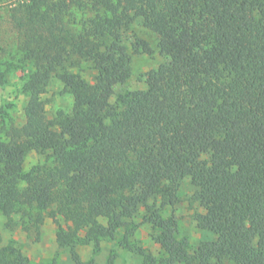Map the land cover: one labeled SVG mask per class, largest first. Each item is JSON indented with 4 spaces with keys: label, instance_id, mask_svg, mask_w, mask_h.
I'll list each match as a JSON object with an SVG mask.
<instances>
[{
    "label": "trees",
    "instance_id": "trees-1",
    "mask_svg": "<svg viewBox=\"0 0 264 264\" xmlns=\"http://www.w3.org/2000/svg\"><path fill=\"white\" fill-rule=\"evenodd\" d=\"M9 19L27 67L23 122L0 109L4 216L26 211L36 230L50 219L72 264H91L80 246L111 239L148 264H264V0H20ZM137 20L165 61L111 102ZM130 46L152 52L140 37ZM55 81L82 103L48 117ZM33 151L50 163L26 171ZM185 178L211 235L192 250L162 213ZM143 225L158 255L139 244ZM0 264L28 259L1 248Z\"/></svg>",
    "mask_w": 264,
    "mask_h": 264
},
{
    "label": "rangeland",
    "instance_id": "rangeland-1",
    "mask_svg": "<svg viewBox=\"0 0 264 264\" xmlns=\"http://www.w3.org/2000/svg\"><path fill=\"white\" fill-rule=\"evenodd\" d=\"M20 0H0V109H3L15 124L23 122V106L26 96L21 92V85L26 73V64L22 61V53L17 48L15 31L11 28L9 10ZM140 37L152 47L151 53L134 52L131 41ZM123 42L128 45L129 60L127 66L120 69L118 81L114 85L109 100L126 93L129 90L145 87V74L165 61L157 50L156 35L143 27L139 20L124 27ZM90 69L82 74L89 76ZM62 85L52 82L43 94L48 117H53L57 110L69 111L82 103V96L61 93ZM51 158L46 153L30 152L24 162L27 171L35 166L49 164ZM195 187L188 178L182 180L178 187V200L174 206H165L163 215L174 214L177 219V237L186 240L190 250L197 247L211 235L200 229L195 215L202 212L199 203L194 199ZM31 214L19 211L7 218L0 212V249L15 247L27 259L28 264H72L67 250L60 248L56 243V225L46 219L39 230L30 226ZM28 227V229H27ZM156 230L151 226L143 225L137 233L139 244L149 252L159 254L158 246L153 242ZM81 259L91 264H148L146 259L137 253L127 251L118 244L116 239L83 245L78 248ZM116 254L114 260L109 257Z\"/></svg>",
    "mask_w": 264,
    "mask_h": 264
}]
</instances>
